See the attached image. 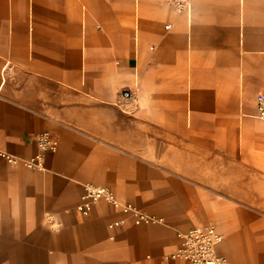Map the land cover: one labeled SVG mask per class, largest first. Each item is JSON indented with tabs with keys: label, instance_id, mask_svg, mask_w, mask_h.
Instances as JSON below:
<instances>
[{
	"label": "crops",
	"instance_id": "obj_1",
	"mask_svg": "<svg viewBox=\"0 0 264 264\" xmlns=\"http://www.w3.org/2000/svg\"><path fill=\"white\" fill-rule=\"evenodd\" d=\"M261 90L264 0H193L191 16L166 0H0V146L20 159L0 157V264H190L168 257L176 232L213 219L232 263L264 264L246 209ZM44 130L55 150L25 167ZM87 182L161 219L103 201L84 215Z\"/></svg>",
	"mask_w": 264,
	"mask_h": 264
},
{
	"label": "built area",
	"instance_id": "obj_2",
	"mask_svg": "<svg viewBox=\"0 0 264 264\" xmlns=\"http://www.w3.org/2000/svg\"><path fill=\"white\" fill-rule=\"evenodd\" d=\"M178 13L191 16L193 11V0H166ZM168 23L165 27L169 28ZM136 89L125 87L120 90L116 104L126 112L133 111L137 106ZM255 116L264 119V91L255 94ZM37 151L30 158H23L21 161L28 168H43V154L56 147V140L47 130L41 131L36 137ZM0 157L11 163H18V156L6 151L0 146ZM104 201L121 208L124 214L135 213L137 223L155 220L152 215L143 211H137L129 202H120L116 194L108 186L95 185L87 182L84 184L83 192L76 203V208L84 215H88L94 204ZM123 219L113 220L110 225L118 226ZM179 244L175 251L168 255L171 258H183L190 264H235L229 261L226 255L222 254L218 247L223 240V234L214 222H207L204 225L193 226L186 230H178L176 233Z\"/></svg>",
	"mask_w": 264,
	"mask_h": 264
},
{
	"label": "rangeland",
	"instance_id": "obj_3",
	"mask_svg": "<svg viewBox=\"0 0 264 264\" xmlns=\"http://www.w3.org/2000/svg\"><path fill=\"white\" fill-rule=\"evenodd\" d=\"M257 93V92H256ZM256 118V117H255ZM258 118V117H257ZM258 120H260V121H262V122H264V119H261V118H258ZM239 138H238V140H240V135L238 136ZM237 140V141H238ZM56 146H57V141H56ZM56 148V147H55ZM53 150H55V149H53ZM37 151V150H36ZM52 151V150H51ZM241 152H242V150L240 149V150H238V153L239 154H241ZM36 153V152H35ZM34 153V154H35ZM34 154L32 155V156H34ZM43 157H44V154H43ZM207 184H210V183H208V182H206ZM249 183H250V187H251V189H253V190H256V192H255V194L257 195V196H253L252 198H249V199H251V201H249L248 202V204H250V205H252V207H249V208H246L247 210H251L252 208L254 209V210H252V213H249V214H251L252 216H253V218L254 219H256V220H261V221H264V175H261L260 176V178L258 179V180H254V178H252L250 181H249ZM117 199L120 201V202H127V201H122L119 197H117ZM239 200V202H241V203H243L244 204V198H239L238 199ZM104 202V201H103ZM133 207H135L136 209H137V211H135V212H138V211H143V210H141L139 207H137L135 204H133L132 202H130V201H128ZM109 206H111L114 210H118V211H120L121 213H123L124 214V212L121 210V208H118V207H116V206H114L113 204H109V203H107ZM143 212H145V211H143ZM145 213H147V212H145ZM134 212L132 213V214H124V215H130V216H132V220H133V222L135 223V224H141V223H150V222H153V221H157V220H160L161 218L160 217H158V216H155V215H153V214H150V213H147V214H149V215H152L153 217H154V219L155 220H151V221H149V222H145V221H142V222H139V223H137V221H135V216H134ZM214 221H216V222H218L216 219H213ZM214 221H212V220H209V221H207V222H214ZM123 222H124V219H123ZM206 222V223H207ZM206 223H204V224H206ZM215 223V222H214ZM219 223V222H218ZM201 225H204V224H202V223H200ZM200 224H198V226H200ZM216 224V223H215ZM177 233V232H176ZM172 252V251H171ZM168 257H169V255H168ZM230 261V260H229ZM231 262V261H230Z\"/></svg>",
	"mask_w": 264,
	"mask_h": 264
},
{
	"label": "bare ground",
	"instance_id": "obj_4",
	"mask_svg": "<svg viewBox=\"0 0 264 264\" xmlns=\"http://www.w3.org/2000/svg\"><path fill=\"white\" fill-rule=\"evenodd\" d=\"M153 222H156V220H155V221H153ZM150 223H151V222H150ZM177 247H178V246H177ZM177 247H176V248H177ZM176 248H175V249H176ZM175 249H174L173 251H175Z\"/></svg>",
	"mask_w": 264,
	"mask_h": 264
}]
</instances>
